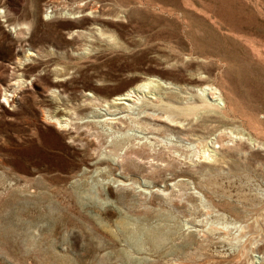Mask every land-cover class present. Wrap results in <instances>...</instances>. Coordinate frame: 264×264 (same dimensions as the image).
I'll return each mask as SVG.
<instances>
[{"label":"rangeland","instance_id":"obj_1","mask_svg":"<svg viewBox=\"0 0 264 264\" xmlns=\"http://www.w3.org/2000/svg\"><path fill=\"white\" fill-rule=\"evenodd\" d=\"M0 264H264V0H0Z\"/></svg>","mask_w":264,"mask_h":264},{"label":"bare ground","instance_id":"obj_2","mask_svg":"<svg viewBox=\"0 0 264 264\" xmlns=\"http://www.w3.org/2000/svg\"><path fill=\"white\" fill-rule=\"evenodd\" d=\"M52 2V1H51ZM50 4V3H49ZM50 5H53V4H50ZM56 6V5H55ZM51 8V7H50ZM64 8V7H62ZM68 10V9H67ZM48 11V10H47ZM51 11V9H50ZM67 12V11H66ZM69 12V11H68ZM67 12V14H68ZM72 12V11H71ZM57 13V12H56ZM48 14V12H47ZM53 14V13H52ZM71 14V13H70ZM69 14V15H70ZM74 14V13H73ZM72 14V15H73ZM31 54V53H30ZM156 77V76H155ZM160 80V79H159ZM159 80L158 79H154V78H149V77H145V76H138L135 80V82L131 85H129L128 87L124 88L123 90L121 91H118L117 93H115L114 96H112L110 99H102L101 101L104 102V104L111 108V107H114L115 109L116 108H121L122 110H127L129 108L132 107V105L134 104H137V106H140V110L136 113L137 115V120L136 122L138 123H142L143 125H146V124H150V126H152V128L156 127L157 128H162V130H168V131H178V132H186L188 131V128L189 126H186L184 124H182L181 127H179L178 125H174L171 123V121H175L176 120V117H179V116H182L183 118V121L184 119L189 116L190 114H193V112L196 110L197 111V106L198 105H195L194 104H191V105H181V106H176L174 105L173 101L175 96L172 95L170 92L166 94V96L164 98H161V97H158V96H146L145 94H143V90L147 89V90H154L155 88L157 87H161L159 85ZM203 82V79L200 77V76H195V78H191V80L189 81H200ZM162 82H165V84L169 83L170 81H165L163 80ZM191 82V83H192ZM168 85H166L165 88H167ZM171 86V85H169ZM204 87V86H203ZM203 87H196L197 90H201L203 89ZM220 88V87H219ZM209 89L211 90V94L213 97H217V94L219 95V90L217 87H213V86H209ZM208 89V90H209ZM5 91V90H4ZM156 91V90H155ZM188 91V90H187ZM205 91V90H204ZM199 92V91H198ZM206 92V91H205ZM203 92V93H205ZM219 92V93H218ZM146 93V91H145ZM200 93V92H199ZM6 94V93H4ZM3 94V95H4ZM159 94V93H158ZM197 95V94H196ZM202 95V94H200ZM205 95V94H204ZM199 96V95H198ZM95 97V96H94ZM204 97V96H203ZM202 97V99H203ZM98 98V97H97ZM96 99V97H95ZM98 100V99H97ZM125 100L127 101V103H125ZM90 101V99H89ZM205 102V101H204ZM91 103V102H90ZM98 103V102H97ZM209 103V102H208ZM93 104V102H92ZM136 105H134L133 107H135ZM153 107V109L151 108H146V107ZM203 106V105H202ZM207 106V105H206ZM132 107V109H133ZM154 107H157V109H155ZM75 108V107H74ZM77 108V107H76ZM205 109V108H204ZM131 110V109H130ZM129 111V110H128ZM204 111V110H203ZM206 111V110H205ZM60 113V111H59ZM65 112H63L64 114ZM76 113V112H75ZM222 115V114H221ZM209 116V115H208ZM218 117V116H217ZM220 117V116H219ZM46 118L48 120H50L51 118L55 119L60 128L62 130H64L67 134H68V137L69 138H74L69 130V128L71 126L69 125H73L74 128L78 126V124H75V123H71L70 120L72 117H70L69 115H67V117L65 119H59L58 116H56V113L54 114H47ZM188 118V117H187ZM77 119V118H76ZM110 119V118H109ZM113 119V118H112ZM121 119V118H120ZM46 120V121H48ZM108 120V119H107ZM107 120H104L103 123L105 124H108V125H111L112 123H114L115 121L112 120V121H107ZM111 120V119H110ZM116 120V119H115ZM125 120V119H124ZM52 121V120H50ZM114 121V122H113ZM133 121V120H132ZM214 121V120H213ZM96 122V121H95ZM101 122V121H100ZM118 122H125V121H122V120H119ZM176 122V121H175ZM178 122V120H177ZM48 123V122H47ZM53 123V122H51ZM130 123V122H129ZM189 123V122H188ZM200 123V122H199ZM118 124V123H117ZM94 125V124H93ZM131 125V124H130ZM129 125V126H130ZM188 125V124H187ZM199 125V124H198ZM117 126V125H116ZM80 127V126H79ZM77 127V128H79ZM82 127V126H81ZM183 127V128H182ZM76 128V129H77ZM159 128V129H160ZM157 129V130H159ZM198 129V128H197ZM156 130V131H157ZM190 130V129H189ZM191 131V130H190ZM183 135V134H182ZM219 142V141H218ZM93 143V142H92ZM223 144V143H222ZM118 144H113L112 146L109 147L110 151H112L113 155L117 158V161L118 162H123V165H124V162L125 160L127 159H130L131 156L130 155H133L134 158L132 157V161H133V164L135 165V168L137 166L136 162H135V159L137 158H143V157H148V156H151V158H159V157H156L154 155H149L148 153L145 155L143 152H144V149H130V150H127L125 151L124 153H119L118 151ZM221 146V145H220ZM120 149V148H119ZM107 150V149H106ZM163 154V153H162ZM91 155V154H90ZM160 155V154H159ZM211 155V154H210ZM92 156V155H91ZM203 157H207L208 156V153L202 155ZM214 157V156H212ZM209 157L206 158V160H208ZM160 160H163V161H166V165L170 164L171 161H167V160H164L162 158H159ZM91 160V159H90ZM108 163V162H106ZM171 165V164H170ZM151 168H152V172H159V166L158 165H153V164H150ZM169 166V165H168ZM139 168V165L137 166ZM165 169V168H164ZM137 172V171H136ZM246 227V225H245ZM235 228V227H234ZM243 228V227H242ZM247 230V228H245ZM240 230V229H239ZM213 231V230H212ZM247 233V232H246ZM245 233V234H246ZM205 236V235H204ZM243 239V238H242ZM254 263V262H253Z\"/></svg>","mask_w":264,"mask_h":264}]
</instances>
